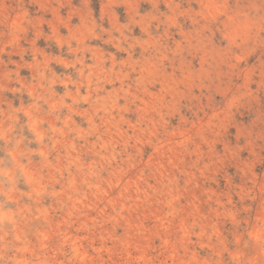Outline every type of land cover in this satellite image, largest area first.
Listing matches in <instances>:
<instances>
[{
    "label": "clouds",
    "instance_id": "1",
    "mask_svg": "<svg viewBox=\"0 0 264 264\" xmlns=\"http://www.w3.org/2000/svg\"><path fill=\"white\" fill-rule=\"evenodd\" d=\"M0 264H264V0H0Z\"/></svg>",
    "mask_w": 264,
    "mask_h": 264
},
{
    "label": "rangeland",
    "instance_id": "2",
    "mask_svg": "<svg viewBox=\"0 0 264 264\" xmlns=\"http://www.w3.org/2000/svg\"><path fill=\"white\" fill-rule=\"evenodd\" d=\"M41 46H43V42H41Z\"/></svg>",
    "mask_w": 264,
    "mask_h": 264
}]
</instances>
